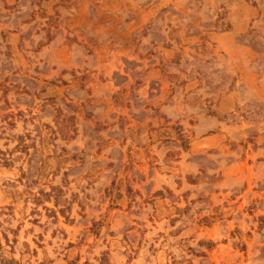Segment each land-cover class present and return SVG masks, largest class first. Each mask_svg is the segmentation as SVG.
Segmentation results:
<instances>
[{
  "label": "rangeland",
  "instance_id": "rangeland-1",
  "mask_svg": "<svg viewBox=\"0 0 264 264\" xmlns=\"http://www.w3.org/2000/svg\"><path fill=\"white\" fill-rule=\"evenodd\" d=\"M0 264H264V0H0Z\"/></svg>",
  "mask_w": 264,
  "mask_h": 264
},
{
  "label": "crops",
  "instance_id": "crops-1",
  "mask_svg": "<svg viewBox=\"0 0 264 264\" xmlns=\"http://www.w3.org/2000/svg\"><path fill=\"white\" fill-rule=\"evenodd\" d=\"M234 16V15H233ZM232 16V17H233ZM230 20H231V16H230ZM230 30L226 31V32H220V33H214V42L216 43V46L224 51L225 53H227L228 55H230V57L235 58V54L237 52H240L242 48H244L242 45H239L237 43V38L245 32V30L247 29V26L246 24H237V23H233L232 26H230ZM239 54V53H238ZM237 74V72H235ZM188 93V92H186ZM231 96L229 95H226L224 96V98L220 101L219 103V108H222L223 107V104H225L229 98ZM164 111H166V114L167 116L170 118V117H173V115L171 114H174L175 112H177V108H178V119L180 118L179 117V114L180 112H182V109L181 108H191L190 106H184L181 104V102L178 103V105H175V104H169L167 106H164L163 107ZM172 109V110H170ZM210 122L214 127H218L224 123L220 122L219 120H217L216 118H213V117H200V120H199V124H203L205 122ZM219 143V142H218ZM249 159H251V156H248L247 159H246V164L249 163ZM223 164L222 166L220 167L219 171H222L223 172V180H225V183L230 181H234V182H237L238 180L242 179L243 178V175H240L238 176L237 172H234V170H236V167H237V163H230L231 161H228L227 159H223ZM245 164V162H244ZM254 168H255V165H252ZM249 167V166H247ZM252 168V167H251ZM248 169V168H247ZM248 171L250 172V169H248Z\"/></svg>",
  "mask_w": 264,
  "mask_h": 264
}]
</instances>
